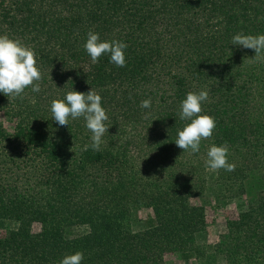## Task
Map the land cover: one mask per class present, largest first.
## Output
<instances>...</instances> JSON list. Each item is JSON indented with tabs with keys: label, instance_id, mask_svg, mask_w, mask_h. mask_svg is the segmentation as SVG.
Here are the masks:
<instances>
[{
	"label": "trees",
	"instance_id": "obj_1",
	"mask_svg": "<svg viewBox=\"0 0 264 264\" xmlns=\"http://www.w3.org/2000/svg\"><path fill=\"white\" fill-rule=\"evenodd\" d=\"M89 30L127 43L124 67L107 56L91 63ZM238 32L264 33V0H0V34L32 48L41 72L38 93L0 94V221L14 225L0 235V264H59L76 251L81 264L202 257L195 237L206 214L194 201L205 196L208 146L224 143L235 167L215 170V183L236 196L256 176L261 189L213 250L224 264H264V63L232 46ZM72 88L102 97L99 151L84 149L82 118L52 120L50 102ZM201 89V114L216 127L192 153L174 143L186 123L177 113ZM140 209L154 224L134 231Z\"/></svg>",
	"mask_w": 264,
	"mask_h": 264
},
{
	"label": "clouds",
	"instance_id": "obj_2",
	"mask_svg": "<svg viewBox=\"0 0 264 264\" xmlns=\"http://www.w3.org/2000/svg\"><path fill=\"white\" fill-rule=\"evenodd\" d=\"M231 44L254 50L255 55L249 58L250 62L264 63V33L253 35L238 32L232 36ZM83 48L92 64L98 63L102 56H107L109 62L117 67H124L126 64L127 43L123 40L102 39L98 32L89 30ZM40 79L41 72L35 51L19 40L0 34V94L19 97L29 86L32 92L38 93ZM208 98L209 90L207 89L189 91L179 104L178 117L186 123L182 128L177 129L174 143L183 151L198 153L201 140L213 135L216 127L215 118L201 114L202 104ZM101 101V95L92 88L87 92H78L72 88L62 99H53L50 102L49 111L52 120L61 126L68 125L70 119L82 118L84 127L91 133L90 144H85L84 149L87 150L90 147L94 151H99L103 144V137L109 129L105 123L108 116ZM140 107L149 109L151 99L143 100ZM228 152L227 143L210 144L206 151L205 166L210 170H234L235 165L228 162ZM83 259V252L76 251L64 255L59 264H81Z\"/></svg>",
	"mask_w": 264,
	"mask_h": 264
},
{
	"label": "rangeland",
	"instance_id": "obj_3",
	"mask_svg": "<svg viewBox=\"0 0 264 264\" xmlns=\"http://www.w3.org/2000/svg\"><path fill=\"white\" fill-rule=\"evenodd\" d=\"M4 119L0 116V122ZM6 127L11 128L12 123L6 122ZM215 170H207L208 183L206 186L205 196L194 203H198L204 207L206 214L205 230L198 233L195 237V244L202 248L197 258L191 254L170 253L165 256L168 264H224V258L220 254H216L213 250L216 243L223 241L227 234V224L229 221L237 218L238 213L248 206L252 205L261 189V183L258 177L248 179L244 183V192L229 196L225 193V186L215 183ZM153 215L148 209H140L134 215L132 229L134 231H142L152 227ZM14 225L9 221H0V235H4L7 228ZM38 230V226H34V231Z\"/></svg>",
	"mask_w": 264,
	"mask_h": 264
}]
</instances>
